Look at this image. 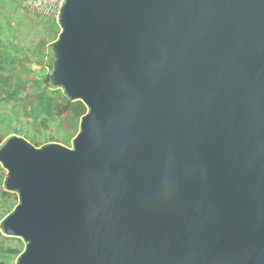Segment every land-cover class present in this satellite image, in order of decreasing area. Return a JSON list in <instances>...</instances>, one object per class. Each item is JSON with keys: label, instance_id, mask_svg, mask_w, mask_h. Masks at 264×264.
<instances>
[{"label": "water", "instance_id": "obj_1", "mask_svg": "<svg viewBox=\"0 0 264 264\" xmlns=\"http://www.w3.org/2000/svg\"><path fill=\"white\" fill-rule=\"evenodd\" d=\"M51 84L73 148H0L16 264H264V0H66Z\"/></svg>", "mask_w": 264, "mask_h": 264}, {"label": "rangeland", "instance_id": "obj_2", "mask_svg": "<svg viewBox=\"0 0 264 264\" xmlns=\"http://www.w3.org/2000/svg\"><path fill=\"white\" fill-rule=\"evenodd\" d=\"M50 20L22 9L15 0H0V86H3L4 79L9 77V89L16 91H12L15 93L9 96L1 93L2 89L0 90V132L7 130L9 124L17 130L15 135L23 137L32 145L38 141L40 148L56 143L72 149L73 141L81 126V115L88 113V108L82 105L83 102L77 103V110L72 112V116L66 113L64 118H51L46 113L36 117V113L32 110L27 112L28 105L22 101H25L30 89L37 88V84L32 80L33 77H38L40 80L52 73L50 46L58 40L61 31L52 26L58 21ZM42 41H45L44 45ZM40 46L43 48L41 52L44 56L43 64L36 62L37 59H42V55L37 50ZM20 82H27L24 86L26 88L17 91ZM60 90L63 92L62 88ZM5 113L13 115L16 119L3 121ZM39 125L43 126L41 130L38 128ZM1 167L4 169L2 164ZM0 176L2 178L0 217H2L6 210L15 209L20 199L19 195L13 192H10L13 195L4 198L2 191L5 189L4 183L8 178V171L4 169V173H0ZM12 244L22 250L26 248L21 238L15 239Z\"/></svg>", "mask_w": 264, "mask_h": 264}, {"label": "trees", "instance_id": "obj_3", "mask_svg": "<svg viewBox=\"0 0 264 264\" xmlns=\"http://www.w3.org/2000/svg\"><path fill=\"white\" fill-rule=\"evenodd\" d=\"M50 21L55 22V20H50ZM52 26L55 27V29L61 31V27L59 26V23H53ZM42 43L44 45L45 41L44 42L42 41ZM43 45L42 47L44 48ZM52 45L50 46V51H51L50 66L53 71L54 58H53ZM43 48H41L40 46L37 49L41 55ZM36 62L39 64H43L44 56L42 55V59L40 60L37 59ZM32 80L37 84V88L30 89V92L27 94L25 101L24 100L22 101L28 105V107H26L27 112H30L32 110L34 113H36V117H40V115L43 113L48 114L51 118H57V117L64 118L66 113L72 116V112L74 110H77V103H82L81 101H73L69 99L64 93V91L62 92L60 88L53 87L51 84L50 75L44 76V78L40 80L38 79V77H33ZM26 83L27 82L25 83L20 82V86H17V91H19L20 89H25L26 87L24 86ZM3 84H4L3 86H0V90L2 89L1 93L3 92L5 95L8 94L9 96H12L16 92L15 90L9 89L10 86L9 77L4 79ZM38 89L40 91H38ZM82 105L85 108L84 104ZM85 115L86 113H82L81 117L83 118ZM12 118L16 119L13 115L5 113L3 121H7L8 119L12 120ZM7 128H8L7 130L0 132V148L11 136L15 135L14 133L17 134L16 132L17 130H15L11 125L8 124ZM38 128L41 130L43 126L39 125ZM22 129L23 131H25L23 127ZM80 130H81V126L79 127V131L77 132V135L80 133ZM33 145L37 148H40V144L38 141H35ZM0 173H4V169H2L1 164H0ZM1 180L2 178L0 176V183ZM5 185L6 182L4 183L5 189L2 191V194L4 198H7L9 195H13V193L8 192L6 190ZM14 210L15 209L6 210L4 216L0 217V264H16L15 262H17V259L24 252V250H22L19 246L16 245L14 246L12 244L13 241L17 238L6 236L3 230V225H2L3 221L10 214H12Z\"/></svg>", "mask_w": 264, "mask_h": 264}, {"label": "built area", "instance_id": "obj_4", "mask_svg": "<svg viewBox=\"0 0 264 264\" xmlns=\"http://www.w3.org/2000/svg\"><path fill=\"white\" fill-rule=\"evenodd\" d=\"M22 9L38 17L59 21L66 0H15Z\"/></svg>", "mask_w": 264, "mask_h": 264}]
</instances>
